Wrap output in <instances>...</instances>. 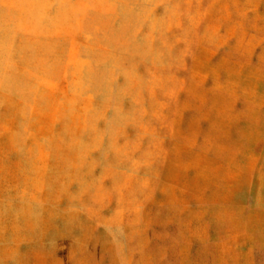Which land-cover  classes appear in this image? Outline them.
<instances>
[{
  "label": "rangeland",
  "instance_id": "rangeland-1",
  "mask_svg": "<svg viewBox=\"0 0 264 264\" xmlns=\"http://www.w3.org/2000/svg\"><path fill=\"white\" fill-rule=\"evenodd\" d=\"M0 264H264V0H0Z\"/></svg>",
  "mask_w": 264,
  "mask_h": 264
}]
</instances>
